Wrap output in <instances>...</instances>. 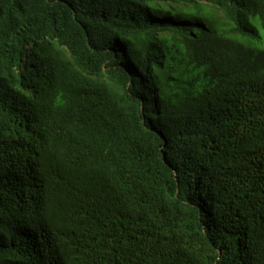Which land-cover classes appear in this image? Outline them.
I'll use <instances>...</instances> for the list:
<instances>
[{
    "label": "trees",
    "instance_id": "1",
    "mask_svg": "<svg viewBox=\"0 0 264 264\" xmlns=\"http://www.w3.org/2000/svg\"><path fill=\"white\" fill-rule=\"evenodd\" d=\"M0 264H264V0H0Z\"/></svg>",
    "mask_w": 264,
    "mask_h": 264
}]
</instances>
